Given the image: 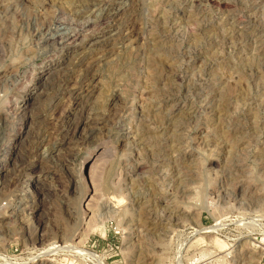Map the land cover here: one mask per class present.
Returning <instances> with one entry per match:
<instances>
[{
	"label": "rangeland",
	"instance_id": "374dc122",
	"mask_svg": "<svg viewBox=\"0 0 264 264\" xmlns=\"http://www.w3.org/2000/svg\"><path fill=\"white\" fill-rule=\"evenodd\" d=\"M89 1L0 0V159L10 108L110 42L8 151L0 182L31 149L22 180L0 184V264H264V0H115L82 45L42 43Z\"/></svg>",
	"mask_w": 264,
	"mask_h": 264
},
{
	"label": "bare ground",
	"instance_id": "6f19581e",
	"mask_svg": "<svg viewBox=\"0 0 264 264\" xmlns=\"http://www.w3.org/2000/svg\"><path fill=\"white\" fill-rule=\"evenodd\" d=\"M197 4H202L203 0H195ZM226 1V0H225ZM78 2V1H77ZM115 3H117L115 0H91L88 2V4H86L81 10L77 11V16H80L81 18H83L82 22L80 23H74L73 22V26H65L63 25V22H61L60 17L62 18V15L60 12H58L55 16H53L52 18L54 19V21L56 20L58 22V26L51 32V34L48 37H45L42 40V43L46 45H50V47H56L58 46L59 48H69V47H74L76 45H82L83 41L88 40V36L85 34H89V35H93L94 33V29L96 28H100L102 26H107V24L110 22L111 19H113V17L115 15H117L119 12L117 7L115 6ZM125 4V3H124ZM226 4V2H225ZM229 4V3H228ZM78 5V4H77ZM219 7V6H218ZM127 8V7H126ZM74 9V8H73ZM78 9V8H77ZM120 9V8H119ZM124 10V9H123ZM75 11V10H74ZM57 12V11H56ZM73 13V12H72ZM132 13V12H131ZM68 16V15H67ZM76 18V17H75ZM52 19V20H53ZM78 19V18H77ZM76 19V20H77ZM48 20V18H47ZM79 21V20H77ZM81 21V20H80ZM44 22V21H43ZM56 22V23H57ZM47 23V22H45ZM49 23V22H48ZM47 23V24H48ZM44 24V23H43ZM42 24V25H43ZM46 24V25H47ZM62 26V27H61ZM43 26H41L40 28H42ZM48 27V26H46ZM103 27V28H104ZM49 28V27H48ZM46 29V28H45ZM41 30V29H40ZM47 30V29H46ZM42 31V30H41ZM49 31V30H48ZM45 32V30H44ZM48 33V32H47ZM45 34V33H44ZM119 35H117L118 37ZM42 39V38H41ZM122 39V38H121ZM124 40V39H122ZM99 41V40H98ZM98 41H93L90 42L91 45L89 47V50L87 52V54L85 55H81V59L78 63L75 64V62L73 63L74 65L69 66V68H65L63 71H57V73L55 75H53L54 77H52L50 80L44 81L40 83V88L42 89L39 93H37L35 95L34 98H36V105L34 106H29L28 103H24L21 106H14L13 108H10L11 110H9L8 112L10 113H14L15 118L17 119L16 126H12L13 129V133L9 134L11 135L10 137L12 138L11 140H9V143L7 145V153H4V157L2 159H0V170H2L5 165L7 164V159L6 156L8 155V151H12L14 148V144L16 142V139L19 137V132L21 131L22 128V124L26 121L27 117H31V118H38V120L36 122L37 123V127H39L40 125H46V122L49 118V115H56V110L58 107V103H59V99L61 96H63V94H66L69 92L70 94V99H74L76 96V90L73 88H69L67 82L69 80V72L74 71L75 68L80 69L81 70V80H89L88 78L90 77L89 75V68L91 66V64L93 63L95 56L99 53H107L108 51V46L110 45V42H108L107 40H100ZM112 43V42H111ZM84 45V44H83ZM111 48V47H110ZM79 57V56H78ZM98 57V55H97ZM80 58V57H79ZM158 66V65H157ZM158 68V67H157ZM61 69V68H60ZM68 69V70H67ZM67 70V71H66ZM41 72V71H40ZM165 72V71H164ZM166 73V72H165ZM71 74V73H70ZM40 74H37L36 76L34 75L35 79H39ZM80 80V81H81ZM38 84V83H37ZM28 91V90H27ZM26 91V94L31 95V93L28 91ZM79 93V92H78ZM68 94V95H69ZM75 95V96H74ZM41 96V98H39ZM74 96V98H73ZM35 103V102H34ZM111 108V107H110ZM118 108V107H117ZM116 108V109H117ZM14 109V111H13ZM17 109V111H15ZM114 109V110H116ZM120 110L123 109V107L121 106L119 108ZM19 110V111H18ZM35 110V111H34ZM95 110V109H94ZM112 109V111H114ZM134 110V109H133ZM139 112V110H137ZM65 110L61 111V115L59 117V119L64 118L65 114L64 113ZM94 112V111H93ZM136 112V111H135ZM115 113V112H114ZM59 114V113H58ZM142 115V114H141ZM7 114H3V117H6ZM67 116V115H66ZM95 116V115H94ZM79 117V116H78ZM88 117H83L80 118L82 119L83 122L86 121ZM74 121V120H73ZM32 124V123H31ZM8 126V125H7ZM75 126V124L73 125ZM68 128V127H67ZM66 128V129H67ZM143 130V129H142ZM68 131V130H67ZM145 131V130H144ZM4 132V131H3ZM41 132V131H40ZM3 135V134H2ZM1 136V135H0ZM5 136V134L3 135ZM2 136V137H3ZM6 138V137H5ZM34 138V140H32L33 143L37 142V138L38 137H32V139ZM1 137H0V141H1ZM3 141V140H2ZM30 141V140H29ZM30 142V143H32ZM32 143V144H33ZM32 144H29L30 146ZM28 147V146H27ZM21 150V156L17 159V166L14 170V174L12 176V178H14L13 181H9L7 179H3L0 184L2 185V189H4V191H7L9 186L15 185V183H17L18 181H21L22 176H24L25 174L23 172H21L23 170V168H25L26 165H28L29 163V148H20ZM5 152V151H4ZM46 158V156H45ZM64 164V163H63ZM137 164V163H136ZM8 174V173H7ZM13 187V186H12ZM6 189V190H5ZM9 191V190H8ZM7 191V192H8ZM44 188L38 186L35 187L34 189H32L30 192H24L23 193V198L26 199H30L31 204L29 202L30 208L36 207L35 204L36 202L39 200V196L44 194ZM6 193V192H5ZM132 196V195H131ZM21 199V198H20ZM18 200V199H17ZM20 201V200H19ZM27 201V200H26ZM41 203L39 205H42V199H40ZM21 202V201H20ZM27 203V202H26ZM18 204V202H17ZM26 206V205H24ZM22 206V207H24ZM17 207V205H16ZM21 207V208H22ZM15 208V207H14ZM19 209V208H18ZM27 209V208H26ZM33 209V208H32ZM16 211V210H15ZM15 213V212H14ZM10 214V213H9ZM8 214V215H9ZM7 215V216H8ZM11 215V214H10ZM30 237V236H29ZM30 240H32L31 243H34V241L37 240V237H30ZM38 241H43V237H39ZM1 244V243H0ZM231 249V248H230ZM229 250V248L227 249ZM50 251V250H49ZM228 252V251H227ZM229 253V252H228ZM43 256L45 255L44 252L39 253L38 256ZM39 256V257H40ZM31 260L34 259V257L30 258ZM253 259V258H252ZM257 261V260H256Z\"/></svg>",
	"mask_w": 264,
	"mask_h": 264
}]
</instances>
